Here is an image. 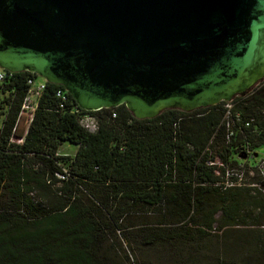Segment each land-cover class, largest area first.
<instances>
[{
	"label": "trees",
	"instance_id": "1",
	"mask_svg": "<svg viewBox=\"0 0 264 264\" xmlns=\"http://www.w3.org/2000/svg\"><path fill=\"white\" fill-rule=\"evenodd\" d=\"M28 76L0 89V264H264V189L223 188L206 165L262 146L264 79L229 101L228 122L240 120L225 139V102L138 120L123 105L78 110L49 83L26 127Z\"/></svg>",
	"mask_w": 264,
	"mask_h": 264
},
{
	"label": "water",
	"instance_id": "2",
	"mask_svg": "<svg viewBox=\"0 0 264 264\" xmlns=\"http://www.w3.org/2000/svg\"><path fill=\"white\" fill-rule=\"evenodd\" d=\"M0 69L138 120L229 102L264 78V0H0Z\"/></svg>",
	"mask_w": 264,
	"mask_h": 264
},
{
	"label": "built area",
	"instance_id": "3",
	"mask_svg": "<svg viewBox=\"0 0 264 264\" xmlns=\"http://www.w3.org/2000/svg\"><path fill=\"white\" fill-rule=\"evenodd\" d=\"M11 72L4 71L0 69V89L2 87L1 84L7 85L9 82V78L11 77ZM31 76H28L25 79V92L21 99L19 109L16 116V121L19 118H22L24 120L25 126L27 127L29 123L32 120L33 112L37 107V101L41 94V92L45 88V81L41 79L40 77L36 76L35 74L29 73ZM11 91V90H9ZM7 91L0 92V103H3L2 97L7 96ZM56 96H60L62 93L60 91L55 92ZM225 108L226 111L224 113L223 118L225 119V127H226V135L225 139H228L230 136H232L233 131L229 129L230 125L234 123V121H239V114L235 113L233 114L234 119L229 120L230 113L228 112V109L230 108V104L228 102H225ZM80 110L79 108H77ZM76 108L72 111L74 113H78L79 111ZM111 116L113 117L114 114L112 113ZM91 119V116L87 114H81L79 115V123H83L84 121ZM15 121V122H16ZM244 127L248 125V123L243 124ZM257 132V131H256ZM261 134L264 136V127L260 131ZM259 133V132H257ZM12 141V140H10ZM264 148V141L262 146ZM243 158L238 157L241 161H239L236 166H233L231 168L224 167L221 165L219 161L210 162L207 161L206 165H213L215 168L213 169V172L215 175L218 176L219 181L216 182V185H220L223 188H229V187H248V188H255L258 190L264 189V153L258 154L257 148L254 150H251L247 148L246 146H243V149L241 150ZM241 156V157H242ZM218 167L222 168V171L218 169ZM58 178H63L61 175H57Z\"/></svg>",
	"mask_w": 264,
	"mask_h": 264
},
{
	"label": "rangeland",
	"instance_id": "4",
	"mask_svg": "<svg viewBox=\"0 0 264 264\" xmlns=\"http://www.w3.org/2000/svg\"><path fill=\"white\" fill-rule=\"evenodd\" d=\"M239 97H241V96H239ZM3 109H4V107L0 103V120L3 118V114L1 113L3 111ZM80 125L82 127H84L88 131H93L95 129V119L93 117H91V119H88V120L84 121L83 123H80ZM257 152H258L259 155L263 154L264 153V148L263 147L257 148ZM73 153H74V147L71 146V145H67V144H61L58 147L57 151H56V154L58 156H63V157L64 156L65 157H71L73 155ZM159 263L163 264L165 262L160 260Z\"/></svg>",
	"mask_w": 264,
	"mask_h": 264
}]
</instances>
